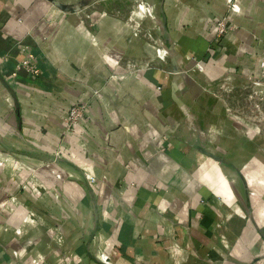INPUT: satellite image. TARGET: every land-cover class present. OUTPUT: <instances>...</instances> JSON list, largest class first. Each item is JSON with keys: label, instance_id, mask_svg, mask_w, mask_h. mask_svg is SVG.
Wrapping results in <instances>:
<instances>
[{"label": "crops", "instance_id": "0c3cea01", "mask_svg": "<svg viewBox=\"0 0 264 264\" xmlns=\"http://www.w3.org/2000/svg\"><path fill=\"white\" fill-rule=\"evenodd\" d=\"M133 1L0 0V264H264V134L239 120L264 0H146L148 39Z\"/></svg>", "mask_w": 264, "mask_h": 264}, {"label": "rangeland", "instance_id": "374dc122", "mask_svg": "<svg viewBox=\"0 0 264 264\" xmlns=\"http://www.w3.org/2000/svg\"><path fill=\"white\" fill-rule=\"evenodd\" d=\"M88 6L89 5L83 7L79 10V14L82 13L77 18V21L79 24L86 25V23L90 19V12L86 11V8ZM147 18H149V19H147ZM223 18H227V17L224 16L222 18L217 19V21H219ZM150 19H152V18L150 16L149 6H148L146 0H135L129 5L127 17L123 21L132 30V32H134V34H138L140 36L142 35L148 39L147 34H148L149 30H151V29H147V30H145V32H142L143 31L142 25H143V22L150 20ZM231 25H232L231 21L227 20V23H226L227 29L226 30H229L231 28ZM224 34H226V33H223L219 36L216 35L217 39L220 38L221 36H223ZM149 44H151V46H153V47L161 49V47H159V45L155 44L154 42L151 43L149 41ZM263 57L264 56H261L259 61H258V63H259L258 64V66H259L258 78L262 81H264V79L260 75V60ZM103 58H104L106 64L111 68V77H114V78L117 76V70L121 67L126 72V74H137L141 70L150 67L149 64L147 66H145V65L143 66L142 64H139L137 61H135V59L123 58L122 56H113L112 54H109V53L104 54ZM31 63L33 66L35 65L33 67V70H35V71H30L29 74H31L32 77H36L40 74V70H39V67L37 65V61H33ZM243 88L246 90V93L244 96L249 101V102H243V104L241 105V111L245 112V114L239 116V118H240L239 120L243 124L242 126L244 128V133L246 135L249 134L248 130L250 129V133H252V131H253V132H256L258 135L264 134V129H263L264 120H263V115H262L264 98L261 97V94H264V86L258 85V83L254 79L251 78V79H248V83L245 84ZM96 95L98 96V92L96 93ZM76 102L82 103L84 105V108L86 111V108H87L86 102H80V101H76ZM73 104H75V102L72 103L69 106V108ZM248 112H249V114H248ZM66 113L62 116V122L65 124L64 131L71 132L73 130V128L75 127V125H77V124L73 125L71 122H65V118L67 116ZM251 126H252V128H254V130L251 129ZM84 173L88 174L86 172H84ZM28 218L31 221L34 219L32 212L28 213ZM194 264H198V263H194Z\"/></svg>", "mask_w": 264, "mask_h": 264}, {"label": "built area", "instance_id": "2783aa9c", "mask_svg": "<svg viewBox=\"0 0 264 264\" xmlns=\"http://www.w3.org/2000/svg\"><path fill=\"white\" fill-rule=\"evenodd\" d=\"M228 18H223L216 22V35H221L223 33H227L229 30H226V23ZM36 61L35 57L32 53H27L26 57L21 61L22 65L30 72L35 71L33 70V66L31 62ZM197 67L200 70H204V65L198 63ZM260 75L264 79V57L260 60ZM67 116L65 118V122H71L73 125L78 124L81 119H83V116L85 115V108L82 103L75 102L70 108H68ZM85 178L88 182L92 183L94 182V177L91 174H85Z\"/></svg>", "mask_w": 264, "mask_h": 264}]
</instances>
